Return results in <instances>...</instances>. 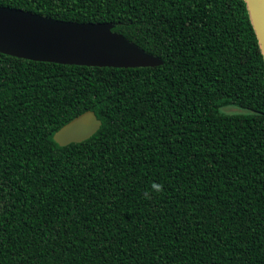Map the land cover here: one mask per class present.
<instances>
[{
	"label": "trees",
	"instance_id": "1",
	"mask_svg": "<svg viewBox=\"0 0 264 264\" xmlns=\"http://www.w3.org/2000/svg\"><path fill=\"white\" fill-rule=\"evenodd\" d=\"M0 5L112 23L161 60L0 52V264H264V58L244 0ZM86 110L99 130L58 145Z\"/></svg>",
	"mask_w": 264,
	"mask_h": 264
},
{
	"label": "water",
	"instance_id": "2",
	"mask_svg": "<svg viewBox=\"0 0 264 264\" xmlns=\"http://www.w3.org/2000/svg\"><path fill=\"white\" fill-rule=\"evenodd\" d=\"M264 58V0H244ZM109 22L56 19L0 5V52L35 61L99 67L158 66L161 60L123 35ZM102 121L86 110L53 134L60 146L94 135Z\"/></svg>",
	"mask_w": 264,
	"mask_h": 264
},
{
	"label": "clouds",
	"instance_id": "3",
	"mask_svg": "<svg viewBox=\"0 0 264 264\" xmlns=\"http://www.w3.org/2000/svg\"><path fill=\"white\" fill-rule=\"evenodd\" d=\"M164 191V186L160 183L153 182L150 186V190L143 193L144 199H152L151 193H161Z\"/></svg>",
	"mask_w": 264,
	"mask_h": 264
}]
</instances>
